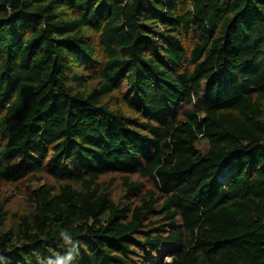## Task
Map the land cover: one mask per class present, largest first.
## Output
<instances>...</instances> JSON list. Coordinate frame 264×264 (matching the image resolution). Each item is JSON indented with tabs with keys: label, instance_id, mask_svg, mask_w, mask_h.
<instances>
[{
	"label": "trees",
	"instance_id": "16d2710c",
	"mask_svg": "<svg viewBox=\"0 0 264 264\" xmlns=\"http://www.w3.org/2000/svg\"><path fill=\"white\" fill-rule=\"evenodd\" d=\"M0 184V264H264V0H0Z\"/></svg>",
	"mask_w": 264,
	"mask_h": 264
},
{
	"label": "clouds",
	"instance_id": "9594fccd",
	"mask_svg": "<svg viewBox=\"0 0 264 264\" xmlns=\"http://www.w3.org/2000/svg\"><path fill=\"white\" fill-rule=\"evenodd\" d=\"M91 223V221H89ZM58 239L63 246H67V251L60 253L55 252L52 255L40 260V264H73L80 252L81 241L75 239L73 233L68 228H61L58 232ZM0 256V260H4ZM174 257L168 255L164 257L163 264H173Z\"/></svg>",
	"mask_w": 264,
	"mask_h": 264
},
{
	"label": "rangeland",
	"instance_id": "374dc122",
	"mask_svg": "<svg viewBox=\"0 0 264 264\" xmlns=\"http://www.w3.org/2000/svg\"><path fill=\"white\" fill-rule=\"evenodd\" d=\"M1 185V184H0ZM2 186V185H1ZM0 186V189H1V192L3 190H5L6 188H8L7 186H3L1 187ZM13 191H8L7 194H11ZM1 194V193H0ZM10 200L12 201L11 204H14V206L16 207L17 205L19 204H23L22 202V198H20V196H16L15 199H13L12 197L10 198ZM175 246H165V247H162L158 252H157V262L158 261H161L162 259H164L165 256H167L168 252H170Z\"/></svg>",
	"mask_w": 264,
	"mask_h": 264
}]
</instances>
